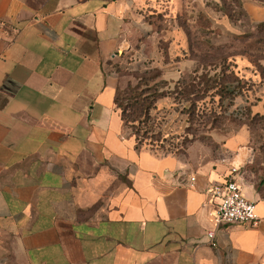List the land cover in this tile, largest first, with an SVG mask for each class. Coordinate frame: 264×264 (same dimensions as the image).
I'll use <instances>...</instances> for the list:
<instances>
[{"label": "crops", "instance_id": "obj_1", "mask_svg": "<svg viewBox=\"0 0 264 264\" xmlns=\"http://www.w3.org/2000/svg\"><path fill=\"white\" fill-rule=\"evenodd\" d=\"M178 2L0 0V264H264L243 130L223 157H160L114 105L113 64L149 33L145 15ZM242 11L264 22V7ZM232 171L253 228L213 220L211 190Z\"/></svg>", "mask_w": 264, "mask_h": 264}, {"label": "rangeland", "instance_id": "obj_2", "mask_svg": "<svg viewBox=\"0 0 264 264\" xmlns=\"http://www.w3.org/2000/svg\"><path fill=\"white\" fill-rule=\"evenodd\" d=\"M224 2L225 6L220 0H179L172 8L145 15L149 33L115 61L113 71L121 90L134 82L133 74L152 70L159 76L151 84H159L162 96L157 103L160 130L167 142L185 150L151 152L182 160L189 150L196 157H223L221 143L243 130L250 152L249 173L260 180L264 179V33L246 18L223 23L220 6L227 9L232 1ZM222 78L237 81L240 92L231 101L216 93ZM195 91L205 96L200 102L205 117L191 124L182 113L189 103L178 94ZM142 149L150 151L149 146Z\"/></svg>", "mask_w": 264, "mask_h": 264}, {"label": "trees", "instance_id": "obj_3", "mask_svg": "<svg viewBox=\"0 0 264 264\" xmlns=\"http://www.w3.org/2000/svg\"><path fill=\"white\" fill-rule=\"evenodd\" d=\"M232 2L224 9V0H220L222 7L220 11L229 23L234 24L239 22L245 15L242 11V0H231ZM251 2L264 7V0H250ZM233 4L234 7L232 6ZM238 10V12H237ZM258 30L264 33V22L257 24ZM159 76L153 75V71L149 70L144 73L133 74L134 82H128L124 89L117 88L114 105L120 111L121 120L125 130L129 136L135 139L137 149H142L143 146H149L150 151L153 149L159 150L165 154H177L181 150H185L178 144L169 143L163 138L160 130V123L158 122L157 103L161 99L159 92V84H151ZM223 79V78H222ZM218 83L216 93L220 98L228 97L230 101L239 95L240 89L237 86V81L229 82L226 78ZM228 80V79H227ZM226 81V82H225ZM239 91V92H238ZM181 101L189 103L188 108H184L182 113L187 115L188 121L191 124H197L204 115L205 108L201 106L200 102L205 97L202 92L195 91L191 93H182ZM182 147V148H181ZM181 149V150H179ZM245 171L249 173V168ZM250 178L257 182L259 187L264 186V179L256 180L249 173Z\"/></svg>", "mask_w": 264, "mask_h": 264}, {"label": "built area", "instance_id": "obj_4", "mask_svg": "<svg viewBox=\"0 0 264 264\" xmlns=\"http://www.w3.org/2000/svg\"><path fill=\"white\" fill-rule=\"evenodd\" d=\"M233 172L223 183L214 186L211 190V198L216 204L213 220L217 225H241L253 228L258 223L255 204L243 196L232 177ZM207 236L212 238L213 233L209 232Z\"/></svg>", "mask_w": 264, "mask_h": 264}]
</instances>
